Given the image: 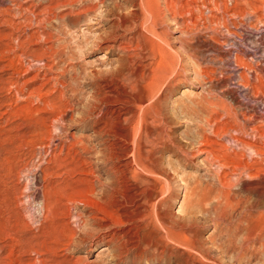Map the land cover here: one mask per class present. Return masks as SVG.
<instances>
[{
  "label": "rangeland",
  "instance_id": "obj_1",
  "mask_svg": "<svg viewBox=\"0 0 264 264\" xmlns=\"http://www.w3.org/2000/svg\"><path fill=\"white\" fill-rule=\"evenodd\" d=\"M69 1L75 7L82 6L75 9L68 4ZM132 2L136 0H53L50 5L58 8L55 11L59 17L67 13L78 17L80 10L85 9L89 14L66 24L52 21L51 32H57L53 31V36L51 34L48 38V32L39 25L44 7L43 4L39 6V0H0V264H173L118 260L105 242L93 245L98 240L96 230L84 245L78 244L76 248H69L70 251H63L61 240V243L56 242L58 246L55 243L45 245L41 241L49 230L48 218L42 219L43 199L45 195L49 199L56 186H63L61 180L64 177L60 167L62 162L44 164L42 161L47 158L42 156L43 153H52L61 159L68 151L74 156V161L79 158L76 162L83 172L74 177L87 178L84 173L94 171L95 177L101 176L106 181L103 172L94 166V161L100 150L111 142L115 143L114 139L102 136L98 140L100 145L93 140L94 115L85 117L86 125L69 120L71 114L74 119H79L82 112L86 113L92 94L87 85L92 80L89 77L105 75L115 69L119 57L129 59L135 67L150 64L149 70H143V75H148L147 72L154 69L159 61L155 51H140L139 48L141 43L138 39L157 40L146 30L149 25L147 19L139 18L134 26L131 24L132 27L125 24L128 27L125 37L133 39L128 45L118 42L119 39L111 49L103 45V32L110 25L101 21L107 9L118 4L126 15ZM155 2L156 12L161 18L163 16L165 25L158 20L154 31L167 34L164 38L172 53L171 62L167 65L170 68L167 67L165 74V78L168 75L169 87L162 86L159 100L161 113L168 119L162 126L169 138L161 141L155 133L151 136L142 130L137 147L154 149L158 167L167 173V189L161 193L164 200L161 212L171 218L194 221L192 230L203 250L215 251L226 234H236V239H240L244 226L242 216L248 205L254 204V210L258 205L264 206V72L253 75L255 67L249 61L233 60L234 52L227 44L231 34L240 36L242 27L259 28L264 24V0ZM95 3L98 7L93 6ZM116 33L122 32L116 30ZM254 40L235 39L238 43L247 42L246 45L251 46L257 43V46L260 40ZM53 51L57 54L54 59H49ZM40 59L41 62L38 61ZM227 59L236 61L241 80L229 77L225 69ZM43 64L47 66L46 70ZM63 67L64 73L72 78L68 82L70 90L65 92L54 81ZM239 82L242 85L250 83V88L244 91L237 88ZM59 92L64 96L72 93L69 96H73L72 103L62 101L61 104L64 131L54 126L55 116L50 113V108L38 102L42 95L47 96L45 99L51 97L48 100L55 103ZM60 145H64L62 152ZM253 148L261 151V156L256 159ZM89 161L93 166L82 164ZM43 167L46 172L41 171ZM44 172L45 177L42 175ZM80 187L87 188L84 185ZM63 201L57 198L60 205L57 204L56 213L58 217L59 212L60 217L63 216L64 222L61 220V223H66L64 232L68 235V229H73L70 232L78 231V225L83 224L76 225L75 216L79 214L84 220L85 214L79 205L70 203L68 205L74 209L68 211ZM90 244L93 246L88 248ZM230 255L217 258L228 264ZM52 256H55L54 260ZM262 262L256 260L252 264H264Z\"/></svg>",
  "mask_w": 264,
  "mask_h": 264
},
{
  "label": "bare ground",
  "instance_id": "obj_2",
  "mask_svg": "<svg viewBox=\"0 0 264 264\" xmlns=\"http://www.w3.org/2000/svg\"><path fill=\"white\" fill-rule=\"evenodd\" d=\"M71 1L74 2L75 0ZM39 2V6L42 4L44 5L42 10L43 17L40 19L39 25L42 27V29H44V31L48 32V38L51 37L53 31H56L53 30L51 32L50 28L52 27H50V25L52 24V21L57 20L62 24H66L74 19L77 20L79 16L89 14L85 7V11H79L80 13H78V17L75 15L71 16L70 13L59 17L58 13L55 11L58 8H52L50 5L53 0H39ZM155 3V0H136V2H132L131 10L126 15L125 13L123 14L121 12L122 9H120L118 4H113V6L107 9L106 13L103 15V19L101 21L104 23V25L110 24L106 28L105 32H103V37L107 40L102 38L104 39L103 45L106 49H111L116 39H119L117 40L118 42H126L128 45V43H130L133 39H131L132 37H125V32L128 28L127 25L125 26V24H130V27H132L134 26V22H136L139 18L143 21L147 19L149 25L147 26L146 30L150 32L151 36L157 40L138 39L139 43H141L139 48H141L140 51H155L159 61L156 62L157 64L154 69H151L150 72H147L148 75H143V70H149L148 67L150 64H139L135 67L133 66V63L128 61L129 59L126 60L125 58L119 57L115 69L108 71L105 75L100 73L101 75L95 74L93 77H89V79L91 80L92 78V80L89 81L87 85L92 89V94L88 103L89 106L86 108V113L82 112L83 116L79 119H74L71 114L69 120L70 122L77 121L79 124L86 125L85 117L94 115L96 116V121L94 124H92L93 140L98 142L102 136H110L114 139L113 141L115 143L111 142V144H108V146L100 150L99 156L94 161V163H96L94 166L98 167V171L103 172L106 181H103L101 176L95 177L93 173L94 171L90 173H84L87 178L74 177L75 174L82 175L83 172L81 171L82 168L80 169L81 165H78L76 162L79 160V158L74 161V156H71L68 151L66 153L64 151L65 154H63V158L60 157L61 159H59V157L52 156V153H43L42 156H46L47 158L42 161L44 164L58 160H60V163L62 162L60 167L63 168L62 173L64 174V177L61 180V183L63 184L62 187L59 184V188L58 186H56V189L53 188L54 190L51 188L53 193L49 199L45 198L47 195H45L46 193L44 194L43 192L45 197L43 199L44 203L42 206V211L44 212L42 219L48 218L47 222L49 224V230L47 231V234L44 233L45 236L43 235L44 237L41 241L44 244L46 243L45 245L55 243L56 246H58V243H61V240L63 241L61 244L64 246L63 251H70L69 248H76L78 244H83L86 240L91 239L94 235L93 233L96 230V239L98 240H95V243L92 242L93 245L98 242H105L106 245L112 248V251L118 260L128 259L129 261L138 263L142 261H155L158 263L170 262L173 264H224L221 262V259L217 257L219 255L221 257H226L230 253V261L228 264H252L256 260H262V263H264V206L262 205H258L256 210H254V207H256H253L254 204L248 205L242 216L244 226L242 228L243 233L240 239H236V234H226L223 240H221V242L217 245L215 251L203 250L202 244L198 241L194 230H192L194 221L192 222L191 220H185L181 217L171 218L161 212V208L164 203L161 193L167 189V173L158 167L155 157L156 151L154 149L141 150L137 147V143L139 142L138 140L141 138L140 133L142 130H144L145 134L151 136L153 133H155L157 138L161 141H164V138H169L168 132L165 131L162 126L167 124L168 119L166 120V117L161 113L159 100L161 97L160 89L162 86H168V81L166 79L168 75H166L167 77L165 78V74H167V65L171 62L170 59L172 58V53L170 52L171 50L167 48V39L164 38V36L167 34L164 35V33H156V31H154V26L157 24L158 20L162 24L165 22L162 20L163 16L161 18L157 14ZM68 4L75 7V5H73L74 3L70 4V1ZM94 5L95 7H98L96 6V3L93 4V6ZM80 6L82 5L76 6L75 9H79ZM95 11L96 9L93 12ZM76 13H72V15ZM143 23L145 24V22ZM116 30L121 31L122 33L117 34ZM231 36L229 37L227 44L230 51L234 52L232 55L233 60L240 61L243 59L244 61H249L252 66L255 67L254 72H252L253 75L257 73L259 75V73L262 71L264 72V24H262V26L259 28H252L250 26L242 27L239 37L234 34H231ZM235 39H255L260 41L257 46H255L257 43L254 46H251L246 45L247 42L246 44L238 43L239 41L237 42ZM53 52L48 57L49 59H54L55 54H57L56 51ZM125 54L127 56V53ZM238 56H240V58H237ZM138 59H140V57ZM233 60H226L225 66L227 68L225 69H227L229 77L233 79H240L241 77L238 74V64L235 61L237 64L236 66ZM38 61L41 62L42 59ZM43 67H45L46 70L47 66L43 64ZM64 70L65 68L63 67V71L61 73L59 72L60 74L58 73L59 76L56 77L54 81L55 85H60L65 92L68 91L67 89H69L68 87L70 85L68 82L69 80H72V78H70L71 76H69V74L64 73ZM44 74H46V71ZM243 78L244 77H242V79ZM45 81L47 82L48 80L46 79ZM249 84L242 85L239 82V84L236 86L237 88H240L244 91V89L250 88ZM45 94L48 95L47 92ZM69 95L66 96L65 93L64 96L63 92H59V94L56 95L57 102L55 103H53V100H48L49 98L51 99V97L48 99H45L47 96L41 97V95L38 97V102L50 108V113L55 116H53L54 126L57 125V128L63 131L66 127L64 128L65 123L63 124L64 111H61V104L62 101L66 102V104L67 102L72 101L73 96L71 95V97ZM254 129L255 128H253V130ZM70 147L72 146L70 145ZM63 148L64 145H60V152L64 150ZM79 148L82 147L79 146ZM101 148L102 146L100 149ZM252 151L254 154V159H256L257 156H261V151L259 152L254 148ZM80 155L77 156L80 157ZM67 158L68 160L66 163L64 160ZM91 159L92 158H90V160ZM92 163L93 162L90 163L89 161L82 164H86L91 167L93 166ZM57 168H59V166ZM44 169L45 167H43L41 171H45ZM249 169L250 168L247 170ZM45 172L42 174L43 176L45 175ZM81 185H84L87 188L83 189L80 187ZM46 191L47 190H45V192ZM58 197H60V199L62 198V201L63 199L65 200V207L69 209L68 211L73 208V206L70 207L68 205L70 203L71 205H79V208H81V211L85 214L84 220H82L83 217L79 214L75 216L74 223L76 225L80 224L81 222L83 223L81 226L78 225V231L74 230L70 232V230L73 229H68V225L66 227V229L69 230L68 235H66L67 232H64V224L66 223H61V220L63 221V216L61 218L59 212L58 217L56 213L58 209L57 204H59V202L57 203ZM236 223L238 224V222ZM39 228L41 229V227ZM235 229L236 228H234V230ZM57 241L59 242L56 243ZM90 241L91 240H89V242ZM93 245L90 244L88 248ZM49 257L51 256L49 255ZM54 257L55 256H52L53 260Z\"/></svg>",
  "mask_w": 264,
  "mask_h": 264
}]
</instances>
